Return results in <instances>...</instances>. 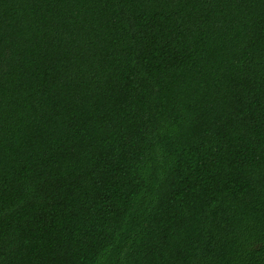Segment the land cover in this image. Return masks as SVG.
Segmentation results:
<instances>
[{
  "label": "trees",
  "instance_id": "1",
  "mask_svg": "<svg viewBox=\"0 0 264 264\" xmlns=\"http://www.w3.org/2000/svg\"><path fill=\"white\" fill-rule=\"evenodd\" d=\"M0 264H264V0H0Z\"/></svg>",
  "mask_w": 264,
  "mask_h": 264
}]
</instances>
